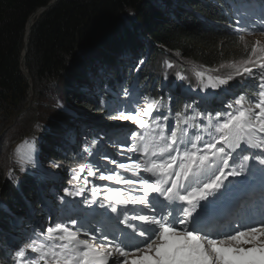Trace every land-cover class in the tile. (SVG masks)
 <instances>
[{"label":"snow or ice","instance_id":"6c2138e0","mask_svg":"<svg viewBox=\"0 0 264 264\" xmlns=\"http://www.w3.org/2000/svg\"><path fill=\"white\" fill-rule=\"evenodd\" d=\"M251 31L242 18L236 20L233 34L241 42L240 33ZM226 67L231 71L209 75L207 82L204 72H195L202 90H222L214 99L224 94V107L209 106L207 96L191 97L184 111L175 112V126L167 123L163 96L141 94L143 108L141 96L128 89L124 100L121 93L102 100L108 119L138 128L101 129L116 152H108L104 141L97 146L98 139L84 147L91 159L72 169V181L79 182L86 171V177L109 183L86 188L90 182L84 177L83 184L65 188L66 197L83 199L61 197L55 223L46 234L33 229L15 251L17 264H264V71H254L264 69V45L257 41L246 59L220 65ZM236 77L252 82L239 87L251 88L256 100L237 95L235 86L224 87ZM188 109L191 115H185ZM32 162L31 155L24 161ZM257 177L259 205L240 204L238 193Z\"/></svg>","mask_w":264,"mask_h":264},{"label":"trees","instance_id":"16d2710c","mask_svg":"<svg viewBox=\"0 0 264 264\" xmlns=\"http://www.w3.org/2000/svg\"><path fill=\"white\" fill-rule=\"evenodd\" d=\"M50 1L0 0V228L12 234L16 232L5 213L26 206L46 220L42 204L48 195L47 177L56 176L50 174L53 164L70 167L82 160L83 155L68 151L53 132H70L74 140L76 116L103 121L101 101L113 100L116 93L123 98L124 89L149 98L163 96L171 115L184 111L194 96L174 90L173 80L164 86V76L157 74L159 59L172 54L179 75L188 73L179 60L227 74L231 70L220 65L237 58L231 53L238 38L233 33L236 20L244 21V15H237L243 5L236 0H183L188 10L170 8L171 0H57L30 28L24 57L28 81L21 69L25 28L29 17ZM170 96L174 99L169 101ZM48 137L50 148L43 145ZM17 141L36 153L32 167L16 157ZM2 253L0 246V264H13Z\"/></svg>","mask_w":264,"mask_h":264},{"label":"rangeland","instance_id":"374dc122","mask_svg":"<svg viewBox=\"0 0 264 264\" xmlns=\"http://www.w3.org/2000/svg\"><path fill=\"white\" fill-rule=\"evenodd\" d=\"M172 5H174V6H171L170 7L172 9H174L178 5H179V8L186 7V5H183L182 4L181 0H173ZM257 41H259L261 45H264V38L254 37V38H248V39L244 40V46H245L246 49H248L249 51H251V48L253 46H255V44H256ZM239 42H241V41H239ZM171 55L172 54H166V55H163L159 59V66L157 67L158 68L157 69V74L163 75L164 76V80L166 82L169 81V80H174L175 81V85L177 84L176 86L178 88H179V86H181L183 88H185L186 86H190L191 88L186 87V91L192 92L193 95L197 96L196 98H199L201 96H207L208 99L216 100V99H214V93H216V92H222V90L219 89V88L216 89V90H213L211 88L202 90L203 85L200 83V79L199 78H195V79L193 78L192 81H189L187 79V78H189V76L186 77L185 79H180V76L181 75H178L179 72L175 69L176 67L174 65V61L172 59H170V57L171 58H174ZM165 62H170L173 65V67L172 68H167ZM179 63H180V65L182 67H184V68L187 69V71L192 75V77H195L196 76L195 75V72L196 71H201L199 68H196V66H193V65H191V64H189L187 62H185V63L179 62ZM21 67H22L21 69L27 70V68L25 67V64L24 63H22V66ZM258 69H259V67H256V70H258ZM207 77L208 76H204L205 82H207ZM243 79H244V84H246L249 81L247 78H244L243 77ZM185 81H187V82H185ZM31 97H32V92H30V94H29L27 107L30 105ZM219 98L225 99L226 97H225L224 94H221V96ZM140 106H141V108H143L144 107V102L143 103H140ZM104 118L106 119V121L92 122L86 116H83L82 118L81 117H77L75 119V122L79 125L78 126L79 130H77V132L75 134V139L74 140L71 139L72 138L71 137L72 133H70V132H67V133H64V134H61V133L58 132L55 135L58 136L59 140L67 148L68 151L74 152V153H83V156L82 157H84V155L86 153H84L83 149L87 145V143H85V141H84V138H85L84 135H86V132L87 131H92V130H94L96 128L107 130L110 126H114V125L126 126L128 128H131V129H134L136 127L135 124H133L131 122H128V121H123V122L122 121H113V120H108L107 121V116H105ZM102 135L103 134L99 135L97 138H101L102 140H104ZM45 147L46 148H50L51 147V142L50 141L46 142L45 143ZM105 147H106L107 150H114V146L113 145H109L108 146V145L105 144ZM22 148H23V144L21 142H19V141L16 142L14 144V146H13V149H15L16 152L18 151L17 154L20 157L23 158ZM49 163H51V162H49ZM81 163H83L82 160L80 162H78L76 165H73V166H70V167L64 166L62 164H59L60 167H58V168L56 167L55 168V172H58L60 174V177H58L56 180L54 178H51V179L48 180L49 181V184L47 185V192L49 193V195H51V193L53 191H55V193H57V195H61V196L66 197L65 196V193H64V189L65 188H67L69 190H72L73 189L72 185L69 183V181H67V179H68V173L70 172L69 170H71V168H79V166H80ZM84 177H86V175L85 176H82V179ZM92 180H93L92 178L89 179L90 182H92ZM85 194H86V192H85ZM48 197L45 196V198H44L45 201L48 202V205L50 207H53L55 205L54 208L57 207L56 203H54L53 200L50 199V196H48ZM72 200H76V199H73L72 198ZM24 210H25V213L26 212L29 213V209H27L26 207H24ZM14 218H16V216H14ZM31 224H34V226L36 228H38L43 234H46V229H47L46 228V224H47V221H46V223H44L42 220H35V222H33ZM29 225L30 224H27V226L24 227L23 234L24 233H31L33 231V230H30V226ZM16 241H17L16 238L10 239V243H14ZM17 242H18V245L21 243V241H17ZM16 248H20V247L17 246V245H13V249H16Z\"/></svg>","mask_w":264,"mask_h":264},{"label":"water","instance_id":"95a60500","mask_svg":"<svg viewBox=\"0 0 264 264\" xmlns=\"http://www.w3.org/2000/svg\"><path fill=\"white\" fill-rule=\"evenodd\" d=\"M57 0H51L48 5L46 7H42L40 9H38L33 15H31L27 21V27H26V32H25V44L27 45V41H28V37H29V33H30V27L33 24V18L36 16L41 15L45 10H47V8H49L50 6H52L53 4L56 3ZM26 54V48H24L23 52H22V62H24V56ZM25 73H27V70L24 71Z\"/></svg>","mask_w":264,"mask_h":264},{"label":"bare ground","instance_id":"6f19581e","mask_svg":"<svg viewBox=\"0 0 264 264\" xmlns=\"http://www.w3.org/2000/svg\"><path fill=\"white\" fill-rule=\"evenodd\" d=\"M260 13L262 14V15H264V13H262V11H260ZM203 70V69H202ZM161 72V71H160ZM164 72V71H163ZM168 73V72H167ZM171 78V77H170ZM195 79V78H194ZM174 81V80H173ZM185 82H187V81H185ZM166 83V82H165ZM174 83H175V81H174ZM190 83V82H189ZM177 85V84H176ZM174 86V85H173ZM187 87V86H186ZM189 89V88H188ZM174 90H175V88H174ZM178 91V90H177ZM243 91H245V90H243ZM243 91H240L239 92V94H241V93H243ZM176 93V92H175ZM189 94H193L192 92H190V91H186V96L188 97L189 96ZM81 181H83V179L81 178ZM249 247H250V245H248Z\"/></svg>","mask_w":264,"mask_h":264}]
</instances>
